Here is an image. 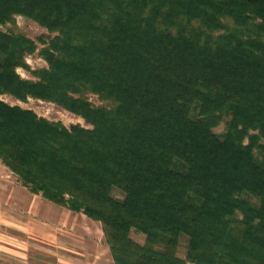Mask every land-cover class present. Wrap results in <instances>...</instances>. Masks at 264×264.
<instances>
[{
	"label": "trees",
	"instance_id": "16d2710c",
	"mask_svg": "<svg viewBox=\"0 0 264 264\" xmlns=\"http://www.w3.org/2000/svg\"><path fill=\"white\" fill-rule=\"evenodd\" d=\"M17 14L56 34L39 81L16 70L36 42L2 29ZM0 52L1 94L92 125L0 100V159L99 221L115 264H264V0H0Z\"/></svg>",
	"mask_w": 264,
	"mask_h": 264
},
{
	"label": "rangeland",
	"instance_id": "374dc122",
	"mask_svg": "<svg viewBox=\"0 0 264 264\" xmlns=\"http://www.w3.org/2000/svg\"><path fill=\"white\" fill-rule=\"evenodd\" d=\"M228 24L231 27L234 25L233 22L229 21ZM2 29L5 31H14L16 33H22L29 38L33 39L37 44V49L35 52H28L24 55L25 65L18 66L16 68L17 73L26 80L30 81H39L40 78L36 74L39 70L48 68V62L41 55V49L46 45L43 41L48 42L56 34L50 32L46 27L40 25L37 21L27 18L21 14L15 16L14 22H8L2 26ZM0 61H4V55L0 52ZM78 95V94H77ZM85 99L95 106H107L112 105L111 101L102 100L98 94L92 92H84L81 94ZM0 100L8 103L10 105H19L25 109H31L41 117H46L50 120L60 121L67 127H70L72 124L79 123L85 127H92L91 124L87 123L85 119L76 114L74 111L69 108L59 105L54 101L45 100L42 98H37L29 96L27 100L22 101L18 100L12 94L0 93ZM227 117L223 122L214 128L215 134L218 138L224 139L226 136V121ZM258 157L263 160L262 154L258 153ZM28 193H31L27 187H25L21 179L17 174H15L1 159H0V200L6 201L8 198H12L15 201L16 211L20 215L28 214L25 210V198L28 197ZM32 194V193H31ZM112 197L118 201H124L126 195L119 188L112 189ZM27 199V198H26ZM24 200V202L22 201ZM74 212V211H73ZM72 218V219H71ZM71 220L78 225V232L81 237H94L102 243H106L105 236L102 230L101 223L99 221H94L87 217L82 212H75ZM4 232L7 229H2ZM10 231V230H9ZM15 236L20 239V242H17V259L16 262L12 264H57L56 257L58 252H61V249L57 248L55 243L44 242L38 238H33L27 234L22 235L21 232L15 231ZM131 237L138 243L145 242V234L141 231L133 228L131 231ZM1 238H4L1 236ZM189 244V236L183 234L180 238L178 255L182 258H185L187 255ZM68 246V245H67ZM77 246V245H75ZM78 247H84L82 244ZM75 248V247H74ZM77 254L83 253L84 250L79 248L74 250ZM112 254V253H111ZM78 256V255H77ZM4 264H10L5 260H0Z\"/></svg>",
	"mask_w": 264,
	"mask_h": 264
},
{
	"label": "crops",
	"instance_id": "0c3cea01",
	"mask_svg": "<svg viewBox=\"0 0 264 264\" xmlns=\"http://www.w3.org/2000/svg\"><path fill=\"white\" fill-rule=\"evenodd\" d=\"M28 194L27 199L25 198V211L28 214L17 213L14 199L0 200V260L11 262L10 264L16 262L19 254L16 251L17 242L20 239L14 233L19 231L22 235H29L32 240L38 238L44 242L55 243L61 249L55 259L57 264H115L108 244L94 237L78 235V225L76 223L75 227L71 220L75 212L41 195ZM3 228L7 231L4 232ZM80 244L84 247H78ZM78 248L84 250L83 253L77 254L74 251ZM1 262L0 264H4Z\"/></svg>",
	"mask_w": 264,
	"mask_h": 264
}]
</instances>
